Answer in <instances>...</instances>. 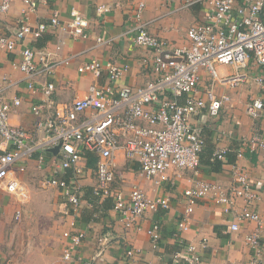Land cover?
I'll list each match as a JSON object with an SVG mask.
<instances>
[{
    "label": "built area",
    "instance_id": "2783aa9c",
    "mask_svg": "<svg viewBox=\"0 0 264 264\" xmlns=\"http://www.w3.org/2000/svg\"><path fill=\"white\" fill-rule=\"evenodd\" d=\"M131 0H114L112 4H99L98 12H107L121 7ZM13 0H0V18L6 13ZM30 8L37 6V0H23ZM200 3L207 7L205 19L192 24L186 31L187 43L169 47L166 41L150 33L143 22L145 3L138 0L132 9L136 21L133 41L152 51L150 67L153 78L142 85L117 87L114 81L128 70V65L105 64L93 59L78 67L80 73H91L99 77L106 70L110 83L89 85L83 97L65 103L55 111H45L47 102L32 103L31 112L36 116L34 132H27L9 122V114L20 99L3 98L0 94V190L24 200L27 196L12 174V165L23 158H30L35 151L57 148L50 175L45 184L59 189L73 214L82 204L81 174L87 153L97 159V181L92 194L99 199L110 198L112 208L125 227L140 228V221L146 212L166 210L167 197L150 198L134 187L128 194L111 185L114 180V155L119 147L124 155L139 164V172L147 178L167 179V170L188 168L199 173V154L204 138L190 124V117L203 108L216 116L226 95L216 97L208 90L206 98L198 94L200 70L204 68L216 78V64H229L235 72L218 81L235 86L248 78L246 72L253 60L257 66L264 65V0H184V6ZM61 23L54 11L48 22L31 25L23 18L9 35L0 36V49L12 51L16 44L27 36L38 38L49 29H57ZM88 20L79 12H72L68 23L61 27L72 37H85ZM16 66L24 73L26 86L33 92L41 91L49 96L54 90L52 81L56 68L67 60H55L50 52L37 51L26 45L20 50ZM264 88V71L254 76ZM183 97L181 102L179 97ZM45 101V100H44ZM264 109V97L246 103V112L257 117ZM141 121L143 123H141ZM264 148V140L254 136L243 141L236 155L244 150ZM40 152V151H39ZM227 149L214 151L212 159L224 160ZM38 161L44 155L38 153ZM82 163V165H81ZM233 182L229 186L197 179L192 187L183 190L186 201L184 216L178 222V229L187 227L188 214L203 198L211 199L230 216L229 230L236 231L239 222H253L252 230L245 235L250 250L249 264H264L262 231L264 218L251 209L250 205L260 197L259 190L252 187L247 174L233 167ZM71 171L69 178L65 177ZM242 201L238 208L237 201ZM19 211L15 217L18 218ZM152 247H157L161 238L157 223L145 229ZM68 244L62 257L71 259L85 234L82 231H64ZM99 252L83 264H94L97 256L107 244V237L99 238ZM205 245L203 244L202 247ZM176 250L173 257L181 264H201L198 245L176 236ZM137 251L128 248L125 258L128 264H138Z\"/></svg>",
    "mask_w": 264,
    "mask_h": 264
},
{
    "label": "crops",
    "instance_id": "0c3cea01",
    "mask_svg": "<svg viewBox=\"0 0 264 264\" xmlns=\"http://www.w3.org/2000/svg\"><path fill=\"white\" fill-rule=\"evenodd\" d=\"M113 1L37 0V6L30 9L23 0H13L9 10L0 18V36L11 34L22 18L31 25L48 22L54 11L58 12L63 24L55 30L49 29L38 38L27 36L12 51L0 49V94L8 100L14 97L20 99V104L14 106L9 114L10 124L32 133L36 119L29 107L32 103L47 102L45 111H55L63 104L83 97L89 85L110 83L104 69L99 77L78 71L80 65L93 59L103 64L109 61L116 65H128L124 75L114 81L117 87L142 85L153 78L150 67L152 51L133 41L136 21L132 16V9L138 0L124 2L121 7L107 12L96 11L97 5L112 4ZM142 1L145 3L143 22L147 30L164 39L169 47L186 44L187 29L192 24L203 21L208 11L200 3L184 6V0ZM74 11L88 20L85 37H72L61 28L68 23ZM26 45L37 51L50 52L55 60H67V63L57 66L52 79L54 90L49 96L41 91L33 92L28 89L24 73L16 66L20 60V50ZM215 69L216 78L204 68L200 70L198 94L204 99L206 92L211 90L216 97L226 95L228 100L222 103L216 116H211L207 108H203L199 114L189 119L205 142L199 154L197 175L188 168L178 170L172 167L166 172V180L147 178L140 174L138 162L124 155L122 147L114 152L115 178L111 186L120 189L125 195L137 187L147 197H167L169 207L166 210L146 212L138 229L125 227L113 210L110 198L99 199L92 194V187L97 181V159L91 153H87L83 161L80 179L82 204L77 214L72 213L59 189L49 185V195L41 203H37V207L30 209L32 193L43 195L35 185L47 187L44 182L50 175L53 158L57 153L43 147L32 153L30 158L20 159L12 165V174L27 197L22 200L0 190V225L5 226L8 218L5 214L11 212V207L16 221L22 220L24 213L25 220L19 226L31 225L36 243L39 241L38 247L34 248L41 255V263L38 264H83L99 252L98 239L105 236L107 244L94 264H128L125 258L128 248L138 252V264H181L173 257L177 235L198 245L201 264H249L250 250L245 242V235L252 230L254 223L242 221L236 231H230V216L211 199L203 198L198 201L188 214L186 229H178V222L184 216L186 207L183 190L192 187L197 179L229 186L233 182V167L247 174L252 187L259 190L260 197L250 207L264 218V148L253 151L246 149L242 156L236 155L243 141L254 136L264 140V109L257 117L246 112V103L264 97V88L254 80L255 75L264 71V65L257 66L251 60L246 70L248 78L235 86L218 81L219 77L235 72L232 65L216 64ZM182 100V96L178 98L179 102ZM221 148L227 149L221 165L210 164L214 151ZM39 151L44 155L42 162L38 161ZM64 175L69 178L71 171L68 170ZM237 206H242L240 199ZM18 211L20 215L16 218ZM153 223H157L161 231L157 247H152L145 233V229ZM77 230L84 232L85 236L75 248L71 259L65 260L62 254L68 239L63 236V232ZM262 238L264 255V230ZM0 264L11 263L0 259Z\"/></svg>",
    "mask_w": 264,
    "mask_h": 264
},
{
    "label": "rangeland",
    "instance_id": "374dc122",
    "mask_svg": "<svg viewBox=\"0 0 264 264\" xmlns=\"http://www.w3.org/2000/svg\"><path fill=\"white\" fill-rule=\"evenodd\" d=\"M35 171L37 170L35 169ZM35 188L39 190L40 193H42L43 195L39 196V194L35 195V193H32V197H31L32 199L31 201H29L30 209L34 206L37 207L38 206L37 203H41L44 197H47L49 195L48 192H51V189H49L48 186L42 187L38 184L35 185ZM54 204L56 205V202H54ZM6 216L8 218L5 222V226L2 227L0 225V239L2 240V242H0V259L1 260L5 259V261H8L11 264L41 263L40 261L41 255H39L38 252L34 250V248L38 247L39 241L36 243L35 241L36 236L34 234V231H32L31 229V225L28 226V224H25L24 227L19 226V224L23 223V221L25 220L24 213L22 219L23 221L22 220L16 221L15 219H13V210L11 207V212L6 213L5 217ZM12 234L14 235V238H12L13 237ZM10 237L12 238V240Z\"/></svg>",
    "mask_w": 264,
    "mask_h": 264
},
{
    "label": "trees",
    "instance_id": "16d2710c",
    "mask_svg": "<svg viewBox=\"0 0 264 264\" xmlns=\"http://www.w3.org/2000/svg\"><path fill=\"white\" fill-rule=\"evenodd\" d=\"M227 156H226V161H227ZM221 160L220 159H212L211 163L210 164H214V166H220L221 165Z\"/></svg>",
    "mask_w": 264,
    "mask_h": 264
},
{
    "label": "water",
    "instance_id": "95a60500",
    "mask_svg": "<svg viewBox=\"0 0 264 264\" xmlns=\"http://www.w3.org/2000/svg\"><path fill=\"white\" fill-rule=\"evenodd\" d=\"M53 152H56L57 151V148H53V149H51Z\"/></svg>",
    "mask_w": 264,
    "mask_h": 264
}]
</instances>
